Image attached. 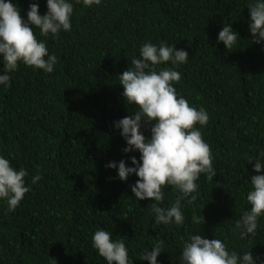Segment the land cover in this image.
Wrapping results in <instances>:
<instances>
[{"label":"trees","instance_id":"16d2710c","mask_svg":"<svg viewBox=\"0 0 264 264\" xmlns=\"http://www.w3.org/2000/svg\"><path fill=\"white\" fill-rule=\"evenodd\" d=\"M12 2L25 19L30 3L47 11L46 0ZM249 21L247 0H102L93 8L75 5L70 32L38 36L57 55L55 70L21 64L0 88V154L28 171V184L41 176L14 211L0 201V264H106L92 247L98 228L125 239L135 264H150L140 257L156 239L164 241L159 264H179L180 237L188 233L264 260V219L254 236L241 238L235 227L250 207L246 193L256 174L247 157L264 151V44L252 42ZM225 23L241 37L230 51L217 42ZM146 41L188 51L175 87L210 116L201 132L217 176L201 174L179 227L155 224L152 200L138 201L131 191L135 174L121 181L106 168L121 159L131 166L129 157L140 156L123 152L127 144L114 121L134 113L117 75ZM150 129L146 122L141 130L150 137ZM164 191L167 206L177 193Z\"/></svg>","mask_w":264,"mask_h":264},{"label":"clouds","instance_id":"9594fccd","mask_svg":"<svg viewBox=\"0 0 264 264\" xmlns=\"http://www.w3.org/2000/svg\"><path fill=\"white\" fill-rule=\"evenodd\" d=\"M47 11L40 12L39 3L29 4L26 19L20 7L12 0H0V88H7L11 74L23 64L44 73H52L58 57L50 52L46 39L57 38L61 32H70L75 5L84 8L100 6L102 0H46ZM251 40L264 44V0H247ZM38 33V35H37ZM240 35L232 24H224L217 36L230 51L237 45ZM189 53L177 49L166 41L158 44L146 41L141 44L139 56H132L130 66L118 74L123 86L122 96L127 105H134V113L114 121V126L126 141L124 153L138 151L139 159L129 157L110 161L106 168L117 170L121 181L135 174L138 179L131 191L138 201L151 199V214L156 225H184L186 206L197 199L198 180L201 174L213 178L217 170L213 166L211 146L203 138L201 128L207 125L210 116L205 107L197 108L179 95L175 87L181 81L180 65L188 62ZM151 123L150 137L143 133L144 123ZM256 173L250 177L246 201L250 206L236 221L239 236L256 235L264 219V151L258 156H248ZM247 171V169H246ZM28 171L14 167L8 157L0 154V201L14 211L31 190V184L41 179L35 175L31 184L26 182ZM166 187H171L176 198L167 206ZM206 206V205H205ZM205 220V217H203ZM193 224L201 217L193 211ZM92 247L106 264H135L129 256L125 239H114L113 233L98 228L91 237ZM179 264H264L253 256L251 250L237 252L229 249L219 238L209 239L199 233H188L180 237ZM151 249V250H150ZM164 251V241L156 239L151 248H145L140 260L159 264L158 257Z\"/></svg>","mask_w":264,"mask_h":264}]
</instances>
